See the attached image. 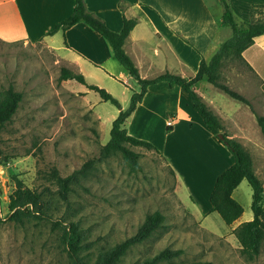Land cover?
<instances>
[{
    "label": "rangeland",
    "instance_id": "374dc122",
    "mask_svg": "<svg viewBox=\"0 0 264 264\" xmlns=\"http://www.w3.org/2000/svg\"><path fill=\"white\" fill-rule=\"evenodd\" d=\"M214 1L220 4L216 10L222 3ZM233 6L230 5L237 21L251 19L250 10L247 12L237 3ZM223 30L227 35L231 33L229 26ZM254 51L256 47L246 51L252 61ZM62 68L74 71L67 65L64 54L41 37L0 39V92L11 86L22 93L12 120L2 132L1 147L9 158L0 164V216L5 218L8 212L15 177L29 187L43 190L50 216V219L28 218L23 224L3 219L0 264H70L59 228L52 221L67 225L71 220L79 222L84 242L88 243L82 254L91 264L99 250L133 235L146 215L155 210L164 215L162 225L131 246L117 264L141 261L164 248L182 252L158 264L192 261L264 264V238L259 253L249 258L242 253L232 233L239 223L252 219V189L247 180L243 179L232 192L244 211L231 225L211 210L209 191L214 174L230 158L217 156L213 145L197 131L187 137L185 122H181L176 133L167 134L165 121L169 115L156 107L151 111L140 109L125 121L131 135L149 138L146 140L156 148L126 144L138 153L141 170L130 171L120 151L99 160L100 148L109 139L118 108L102 100L87 85L88 91H81L75 79H60ZM220 71L221 81L250 102L248 105L227 94L216 98L222 131L238 133L246 139L244 147L252 152L254 172L264 185V136L255 118V114L264 115V64L257 70L246 61L228 57ZM104 83L122 88L117 81ZM129 84L138 89L134 79ZM116 93L118 96L111 94L126 108L131 89ZM186 98L190 110L199 118ZM180 115L188 118L186 112ZM91 158L96 161L73 185L67 201L60 199L57 186L46 179V172L56 167L65 176Z\"/></svg>",
    "mask_w": 264,
    "mask_h": 264
},
{
    "label": "trees",
    "instance_id": "16d2710c",
    "mask_svg": "<svg viewBox=\"0 0 264 264\" xmlns=\"http://www.w3.org/2000/svg\"><path fill=\"white\" fill-rule=\"evenodd\" d=\"M220 1L223 7L220 22L231 28V34L219 44L208 59L204 57L200 59L195 75L190 78L167 70L150 78H142L123 46L138 18H126L123 16L122 27L118 31H114L106 25L100 16L86 7L84 0H74L71 13L56 22L48 33L51 34L58 29L65 30L79 21L85 22L104 37L110 45L113 57L139 84V89L131 92L128 106L122 108L116 97L103 87L96 84H88L82 73L72 71L69 68L61 69L60 79H75L80 83L86 84L89 89L96 90L102 100L110 101L118 108V114L111 122L109 139L100 148L99 160L120 151L130 171L141 170V165L138 162V153L127 148L126 144L154 150L156 148L150 141L129 134L125 127V121L134 111L137 104L141 102L149 85L159 81H167L170 85L177 84L180 86L202 122L233 157V162L220 172L215 179L209 194L211 210L216 211L227 225H231L244 211L243 206L232 196L233 190L243 179L247 180L252 189L250 203L252 219L239 223L232 229V233L239 241L242 253L249 258H253L259 253L261 242L264 238V185L254 172L250 152L238 139L228 136L227 133L222 131L219 117L193 88V84L199 80L210 82L230 97L248 105L250 104L248 99L241 93L221 81L220 68L223 61L228 57H234L245 62L242 52L254 43L255 37L264 34V3L253 4L251 7V19L240 22L236 20L227 0ZM118 6L121 10H124L125 3L119 1ZM21 99L22 93L11 86L0 92V164L6 162L9 158L1 147L2 132L6 124L12 120ZM255 118L264 136V115L255 114ZM170 129V127H167V131ZM94 161H96L95 158L87 160L80 168L65 176L60 175L56 167H51L46 172V179L57 186L56 192L59 198L67 201L73 185L78 183L80 178L88 173ZM14 180L15 188L9 195L8 212L5 218L0 216V222L6 219L23 224L25 219L28 218L50 219L47 213V200L43 198V190L39 191L36 188L25 185L18 177H15ZM163 220L164 215L159 210L147 214L133 235L99 250L91 264H117L131 246L148 238L153 231L162 225ZM52 224L59 228V238L70 260V264H89L82 254L88 243L84 242L85 238L79 222L71 220L68 221L67 225H62L60 221H52ZM181 252V249L164 248L153 256L130 264H158L160 261L170 260L179 256ZM182 264H211V262L192 261Z\"/></svg>",
    "mask_w": 264,
    "mask_h": 264
},
{
    "label": "crops",
    "instance_id": "0c3cea01",
    "mask_svg": "<svg viewBox=\"0 0 264 264\" xmlns=\"http://www.w3.org/2000/svg\"><path fill=\"white\" fill-rule=\"evenodd\" d=\"M84 1L86 7L100 16L114 31L122 27L123 16L138 18L123 46L142 78H150L166 70L187 78L193 77L200 59L202 57L208 59L219 44L231 34L224 33L223 29L228 26L220 22L223 7L221 5V8L215 10L220 4H216L214 0ZM119 1L125 3L124 10L119 8ZM228 2L232 7L237 3L240 8L246 9L247 12L250 10L251 13L252 5L264 3V0H228ZM73 5L74 0H0V39L14 41L34 40L41 37L51 48L62 52L67 65L75 72L82 73L88 84L103 86L115 96H118L116 93L118 91L125 93L128 88L131 92L135 90L129 84L134 78L113 57L108 42L85 22L79 21L65 30L58 29L51 34L48 33L56 22L71 13ZM253 47L257 48V51L253 52L255 61L246 56V51ZM242 55L249 65L258 70V66L264 64V34L255 37L254 43L246 48ZM90 78H93V82ZM105 81H117L122 88L112 83H104ZM134 81L137 83L136 79ZM212 85L210 82L199 80L193 84V88L221 119L216 98H223L222 95L226 93H222ZM78 87L81 91H88L86 84L80 83ZM137 88L139 89L138 83ZM185 95L179 85L159 81L147 87L141 102L129 116H133L140 109L151 111L158 107L169 115L165 121L166 131L167 127L171 129L167 134L176 133L178 129L180 130L181 122H185L183 127L187 137L191 138L195 131L204 136L213 145L212 148L217 156L230 158L228 161L225 160L224 166L214 174L213 187L216 177L233 162V157L212 135L200 116L198 115V118L193 114ZM183 112L188 114V118L180 115ZM168 120L171 121L170 125H167ZM127 132L132 133L128 129ZM133 135L137 136L135 133ZM228 136L238 139L243 146L247 142L238 133ZM249 152L253 156L252 152ZM170 167L174 170L171 165Z\"/></svg>",
    "mask_w": 264,
    "mask_h": 264
},
{
    "label": "built area",
    "instance_id": "2783aa9c",
    "mask_svg": "<svg viewBox=\"0 0 264 264\" xmlns=\"http://www.w3.org/2000/svg\"><path fill=\"white\" fill-rule=\"evenodd\" d=\"M170 124H171V121H170V120H168V121H167V125H170Z\"/></svg>",
    "mask_w": 264,
    "mask_h": 264
}]
</instances>
